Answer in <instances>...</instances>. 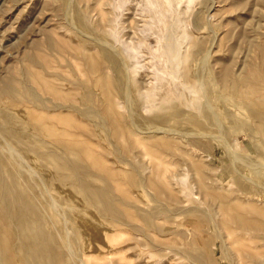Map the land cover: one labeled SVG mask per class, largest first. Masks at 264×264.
<instances>
[{"label":"rangeland","instance_id":"rangeland-1","mask_svg":"<svg viewBox=\"0 0 264 264\" xmlns=\"http://www.w3.org/2000/svg\"><path fill=\"white\" fill-rule=\"evenodd\" d=\"M7 82L0 150L40 200L16 172L19 206L71 264H264V0H0ZM28 112L75 122L54 130L79 182Z\"/></svg>","mask_w":264,"mask_h":264},{"label":"bare ground","instance_id":"bare-ground-1","mask_svg":"<svg viewBox=\"0 0 264 264\" xmlns=\"http://www.w3.org/2000/svg\"><path fill=\"white\" fill-rule=\"evenodd\" d=\"M161 1V0H160ZM169 3V2H168ZM172 4V3H171ZM166 8V7H165ZM81 14V13H80ZM82 18H85V13L83 12L81 14ZM82 25V24H81ZM161 26V25H160ZM172 28V27H171ZM156 35V32H155ZM153 35V36H155ZM157 36V35H156ZM155 36V38H156ZM160 36V35H158ZM157 36V37H158ZM166 36V35H165ZM167 36L168 38H171V34L169 31H167ZM152 37V36H151ZM165 38V37H164ZM163 38V39H164ZM167 38V39H168ZM162 40V39H161ZM166 41V39H165ZM164 41V42H165ZM66 43V42H65ZM64 43V44H65ZM159 43V42H158ZM165 45V44H164ZM163 46V45H161ZM166 46V45H165ZM167 47V46H166ZM165 48V47H164ZM168 48V47H167ZM180 49V48H179ZM161 50V49H160ZM132 53V52H131ZM110 57V55H109ZM88 57L85 56L83 57V60L85 62L88 61L87 59ZM153 59V58H152ZM170 60V59H169ZM110 61H114L113 58H110ZM117 62V61H116ZM113 63V64H114ZM153 64V63H152ZM169 64V63H168ZM166 65V64H165ZM92 66V65H91ZM167 69V68H166ZM172 69V68H171ZM169 70V69H168ZM32 72V71H31ZM53 74V73H52ZM170 74V73H169ZM33 75V73H32ZM34 76H36L34 74ZM170 76V75H169ZM39 79H41L43 83L47 82L44 80V78L42 79L41 76L39 75ZM38 78V76H37ZM157 78V77H156ZM172 78V77H171ZM16 85V84H15ZM85 86V85H84ZM18 87V86H17ZM50 90H53V93H55L56 95L61 96V92L58 91L54 86L53 88H50ZM2 92H4V94H1ZM161 93V92H160ZM8 95L9 97H13L15 98L16 94V90L14 89V87H12V83L9 84L7 83H3L2 85H0V99H2V95ZM31 94V93H29ZM33 99H37L36 96L34 95V93L31 94ZM168 98V97H167ZM37 101V100H36ZM1 103V100H0ZM6 105V104H5ZM113 105V104H112ZM10 106V105H9ZM135 106H137L139 108V105L136 103ZM111 110V109H110ZM34 111V110H33ZM86 113H83V115L85 114L86 116L88 115ZM28 125L29 127L33 128V130H35L34 132H36V139H39L40 142H44L43 144H52L53 146H56L57 148L59 147L61 149L60 152H62L59 155H55V157L57 158V160L55 159V161L60 162V164L62 163L63 169L69 174V171L72 170V172L69 174V177L71 176L72 178L78 180H81L82 178V172L80 169H77L76 165H74L73 163V158L70 155V153L68 152L69 149H67V144L70 147L72 142L69 143L71 141V139H68L67 137V141L65 138H63V136H61L62 134L64 135H69L70 134V130L73 126H76L75 122L70 119V117L68 116H51L50 118H39V114L35 113V112H28ZM264 117V114L262 115ZM50 119H53L55 122L52 123L51 121H49ZM121 119V118H120ZM264 120V118H263ZM1 122V121H0ZM2 124V123H1ZM17 124V123H16ZM9 125V124H8ZM59 126H61L64 131L61 134L60 132L58 133L56 130H54V128L59 129ZM6 130V129H5ZM7 133V131H6ZM67 133V134H66ZM15 134V133H14ZM72 134V132H71ZM23 135V134H22ZM40 135V136H39ZM13 136V135H12ZM11 137V136H10ZM72 137V135L70 136ZM25 137H22L20 135V137H17L16 135H14V137L11 139L19 140L21 142V144L19 146L23 147V146H28L31 144V141L28 143L25 141L24 139ZM33 138V137H32ZM9 139V140H11ZM34 139V138H33ZM72 139H74V137H72ZM13 140V141H14ZM80 141V140H79ZM75 142V141H74ZM157 142V140H156ZM63 143V146H60L59 144ZM18 144V143H15ZM26 144V145H23ZM33 144V143H32ZM31 144V145H32ZM65 144V146H64ZM73 144V143H72ZM23 145V146H22ZM38 146V145H37ZM47 146V145H46ZM73 146V145H72ZM20 147V148H21ZM29 148V147H28ZM33 148V147H32ZM27 149V147L25 148ZM47 149V148H46ZM53 149V148H52ZM37 151V149H35ZM51 150V149H50ZM13 151V150H12ZM25 150H23L24 152ZM29 151V150H28ZM44 151V150H43ZM17 152V151H16ZM21 152V150H20ZM18 153V152H17ZM37 154V152H35ZM44 153V152H43ZM2 153V151L0 150V264H20V260L23 257L25 258V264H71V260H70V255H69V247L70 245L67 243L66 239L64 240V238H62L58 232H52L53 234L47 235L44 228L42 231V229H40L39 223L37 221H34V217L28 213H26V211H24L23 209H21V207L19 206L20 203H23L24 201H21L22 199L25 200V196H27L29 193H27V195H25L22 198V195H24L23 190L21 189V187L18 188V184L15 182L17 180H14L15 178L13 177V173L17 174H21L22 175V171L19 168H16L12 165L11 161L8 160V156L5 157V154ZM11 154V153H10ZM14 155V154H13ZM38 155V154H37ZM13 158V156H11ZM14 160V159H13ZM32 160V159H31ZM243 162V161H242ZM73 163V164H72ZM8 165H11V167L13 168L12 171H10V178L8 176V178L10 179L9 181H11L9 183V181H7V177L5 178L4 176V171L7 169H4L5 167H8ZM23 166V165H22ZM79 167V166H78ZM22 168V167H21ZM71 169V170H69ZM82 169V168H81ZM11 170V169H10ZM9 172V169H8ZM86 172V171H85ZM6 173V171H5ZM65 173V172H64ZM84 174V173H83ZM14 175V176H15ZM21 178H18V183ZM27 178H22V181L20 183H22L23 185H26L27 187H29V189L31 190L30 192H32V197L30 196V198L32 199H37L38 197H36L33 186L31 184V182H28L26 180ZM84 181V180H83ZM86 181V180H85ZM82 183V181H81ZM83 184V183H82ZM23 185L20 184V186H22V188H25ZM32 186V187H31ZM35 188V187H34ZM81 188V187H80ZM83 193L86 194V196L90 199H95V197L98 198H102V194L100 189L93 187L90 188L88 185H86V188L83 187L81 188ZM19 190V191H18ZM26 190V189H25ZM20 191L22 192V194L20 193ZM28 191V190H27ZM26 191V192H27ZM29 192V191H28ZM38 195V194H37ZM28 199V196L27 198ZM31 199V200H32ZM34 201H37L35 200ZM43 199V198H42ZM100 200V199H99ZM33 201V204H34ZM40 201V200H38ZM44 201V200H42ZM29 202V203H28ZM27 203L30 204L32 203V201H28ZM26 203V204H27ZM37 203V202H36ZM39 203V202H38ZM43 203V202H42ZM15 204V205H14ZM4 205V208H3ZM22 205V204H21ZM36 205V204H35ZM33 205V206H35ZM42 205V204H40ZM228 207V210L233 206H231L229 203L226 204ZM15 206V207H13ZM25 206V202L24 205ZM27 207V206H26ZM31 207V206H30ZM43 207V206H42ZM13 208V209H12ZM44 208V207H43ZM42 208V209H43ZM235 208V207H234ZM33 209V208H32ZM36 209V208H35ZM40 209V207L38 208ZM226 209V208H224ZM13 210V211H12ZM27 210V209H26ZM37 210V209H36ZM46 210V209H45ZM29 211V210H28ZM44 211V209H43ZM226 211V210H225ZM226 211V212H227ZM233 211V210H232ZM39 212V211H38ZM231 212V210H230ZM30 213V211H29ZM34 213V212H33ZM35 214V213H34ZM38 217V216H37ZM42 218V217H41ZM232 218V217H231ZM39 219V218H38ZM243 220V219H242ZM54 221V220H53ZM123 223V222H122ZM53 224V223H52ZM43 226V225H42ZM41 226V227H42ZM50 227V225H49ZM57 227V226H56ZM48 228V227H47ZM47 228L46 231H47ZM52 229V228H51ZM49 230V229H48ZM54 230V229H53ZM55 231V230H54ZM45 232V233H44ZM50 232V230H49ZM49 232L47 231V233L49 234ZM68 232V230H67ZM69 236V235H68ZM56 240L57 243L60 246V251H57L56 249L52 248L53 247V243L51 244L50 242L52 240ZM69 240V239H68ZM52 247H51V245ZM153 246V245H152ZM252 246V245H251ZM241 247V246H240ZM226 248V247H225ZM253 248V247H252ZM72 249V248H71ZM147 249V248H146ZM155 249V248H154ZM161 249V248H160ZM251 249V248H250ZM254 249V248H253ZM258 248H256L257 250ZM248 250V249H247ZM246 250V251H247ZM73 251V250H71ZM146 251V250H145ZM151 251V250H150ZM254 251V250H253ZM249 252V251H248ZM247 252V254H248ZM72 253V252H71ZM70 253V254H71ZM74 253V252H73ZM72 253V254H73ZM148 253V252H147ZM245 253V252H244ZM261 253V252H260ZM263 253V252H262ZM254 254V253H251ZM256 254V253H255ZM152 255V254H151ZM243 255V254H242ZM250 255V253L248 254ZM20 256V257H19ZM142 256V255H141ZM247 256V255H246ZM255 256V258H253ZM19 257V258H18ZM99 260V262H97V264H101V260L103 258V256L97 255L96 256ZM253 259H256V255H253ZM72 258V257H71ZM145 258V257H144ZM149 258V257H148ZM248 258V257H247ZM264 258V257H263ZM20 259V260H19ZM151 259V258H150ZM73 260V259H72ZM141 260V257H140ZM143 260V259H142ZM141 260V261H142ZM162 261V260H161ZM22 262H24L22 260ZM137 262V261H136ZM138 263V262H137ZM153 263V262H152ZM24 264V263H23ZM139 264V263H138ZM141 264V263H140ZM149 264V263H148Z\"/></svg>","mask_w":264,"mask_h":264}]
</instances>
